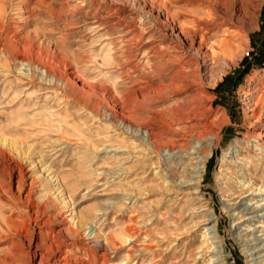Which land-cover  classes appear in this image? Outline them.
Instances as JSON below:
<instances>
[{"label": "rangeland", "instance_id": "obj_1", "mask_svg": "<svg viewBox=\"0 0 264 264\" xmlns=\"http://www.w3.org/2000/svg\"><path fill=\"white\" fill-rule=\"evenodd\" d=\"M161 1L0 0V134L29 149L17 194L18 172L0 162V180L21 200L5 216L23 229L11 244L23 264H60L64 249L83 262L96 254L101 264L94 233L80 230L84 237L70 245L76 212L101 236L135 232L117 251L105 248V264L119 263L128 250L142 252L139 264H264L262 196L243 193L242 181L246 174L264 180V0L174 2L168 9ZM184 9L210 12L219 46L214 53L201 46L213 62L158 101L159 75L168 73L162 63L177 51L170 47L179 34L191 42L193 33L175 23L174 42L157 35ZM150 34L156 41L147 44ZM172 108L176 121L162 113ZM51 175L61 179L68 209L54 201ZM241 203L251 208L240 213ZM57 231L66 240L53 253ZM148 245L153 250L143 251Z\"/></svg>", "mask_w": 264, "mask_h": 264}, {"label": "bare ground", "instance_id": "obj_2", "mask_svg": "<svg viewBox=\"0 0 264 264\" xmlns=\"http://www.w3.org/2000/svg\"><path fill=\"white\" fill-rule=\"evenodd\" d=\"M200 1L210 2V0H175V1L162 0L161 2H162V5L168 9V6L172 5L174 2H175V4H177L179 2H185V3H188L187 5H193V4L200 5L199 4ZM0 12H3V9L1 6H0ZM181 17H183V19H181ZM175 23H177L179 25V28H181V32L184 31L183 25H188L190 27V31L193 33V37H191L193 39H191V42H188V40L190 38L189 35L184 34V35H186V36H184V35L179 34V35H177V38L179 37L178 38L179 40L177 41V43H175L173 46L170 47L171 49H175L177 51H176V53H174L172 55V57L169 60L162 63V67L165 68L166 70H168V73H164V74L161 73L160 74V72H159V74H160L159 75L160 76L159 82L161 83L162 87L158 91L157 95H159V96H156L157 98H155L158 101L164 100L166 95L173 93L174 91L180 89L181 87H187V85H188L187 81L189 80V78L191 79L192 77L196 78L199 76L198 72L201 68L200 67L201 65L205 67L207 65V62H206L207 60H210L211 63L213 62L212 61L213 57L208 56L209 54L200 52L201 46L209 47V49H211V53H214L215 48L213 47V45L215 43L217 45L219 44V42L214 40L212 38V35H211L212 34L211 31L214 30L215 28H217L216 25L218 23H217V21L213 20L210 17V12H200L198 10H188V9H184L183 14H182V12H173L172 21H170L164 25L165 28L164 29L162 28V29L166 30V31L165 32L161 31L162 33H159L157 35V39L160 40L161 42H170V41L174 42V38L172 40V38H170L169 36L174 34L173 32L175 31V27H174ZM218 28H217V30H218ZM188 33H189V31H188ZM153 37H154L153 34L148 35L146 37L147 39L145 42H147V44L153 43L154 41H156L155 39H153ZM173 37H176V36L174 35ZM196 38H198L197 41H195ZM142 39H143V37L142 38L140 37L138 42H141ZM196 43L198 45H197V47H194V44H196ZM138 44L139 43H137L136 45H138ZM222 47H224L225 49L227 48L226 50H229L231 48L233 49L231 43L227 40L223 41ZM161 52L167 53V48L165 50H161ZM200 60L202 62H200ZM177 67H180V68L178 70H176ZM165 81H167V83L162 84ZM180 81H183V83H181ZM155 92H156V90H155ZM162 113H165L163 115L168 117V119L171 121L177 120L174 117L173 108L169 109L168 111L162 112ZM124 124H126V123H124ZM126 125H129V124H126ZM169 127L170 126L168 123L166 126V129H168ZM151 144L153 145V150L154 149L157 150L159 148V147L157 148L158 145L156 146L155 143L151 142ZM28 150L24 149L13 138L11 139V138H8V136L5 137L2 133L0 134V162L1 161L3 162V160H9L8 162H10L12 164L10 166V169L12 170V172H14V171L18 172V174L16 173L17 176H16V181H15L16 194L21 191V189L24 185L23 181H22L23 177H22V170H21L20 165L23 164V162L21 163V161L25 160V155H27ZM159 150L160 149H158V151ZM206 155L209 156V153H206ZM204 162H205V159L202 158V159H200V162L198 163V165L195 166V169H196L195 172L198 174L197 179H199L204 172V168H205ZM224 178L230 179L231 177H229V175L225 174ZM251 178H252L251 175L249 176L246 174V176L242 179L243 186H245V185L247 186L246 190L243 191V193H245L247 191H251V194H253L254 196L257 194H260L262 196V198L259 201L262 202V205H264V180L261 181L259 179L260 183H258V182H255L254 180L251 181ZM2 179L0 180V244L8 242L9 246L5 249H2V250L0 249V264H23V262H22L23 256L19 255L20 249H15V247H13L11 245L13 243V239L16 236H18L20 233V230H23V229L21 226H19V222L17 220H14L11 217L5 216L6 210L10 211L12 214L15 212H18L20 205H21V200L17 196H15V193H13V191L10 187H7L5 185V182ZM231 179H233V178H231ZM49 180H50V183H54L55 181L57 182L56 184L52 185L54 187V189L53 188L52 189L55 190V192L57 191V194L55 193L56 194L55 196L52 195V197L54 196L53 197L54 201L56 203L60 204L58 206H60L62 209H68L72 204L70 203L69 195L67 193L63 192V188H62L63 184L61 182V179L55 175H51ZM198 181L199 180H197V182ZM236 184H237V182H236ZM227 190H229V189H227ZM254 198L255 197L251 198V200H253ZM244 204L245 203H241V205H240V206H245V207L241 208L242 211H239L240 213L243 212V210H248L251 208L249 205H246V204L244 205ZM235 205H236V202H233L229 206L232 208ZM237 208H239V207H237ZM252 209H254V208H252ZM44 210L45 209H43V211ZM261 210H264V207H262ZM252 212H256V211H252ZM69 215L70 216L72 215L71 211H70ZM26 216H28V213L26 214ZM259 216H262V218H264L263 217L264 215H259ZM71 219H72V222L68 224L69 225L68 231H69V236H70L69 239L72 240L70 242V245L73 246L77 243V236L78 235L82 236V233H80V230L81 231L82 230H88L87 234H90V235L94 233V235L91 236L90 238L92 240H94V242H97V243H101V241H102V246L104 249L101 264H105L104 263L106 260L105 259L106 258L105 248L107 246H110L114 251H117L119 248H121L123 243H126L128 240L130 242L133 241V236L136 235L135 232L131 228L125 227L122 230L121 229L118 230V232H116V233L110 234L108 236H101L98 232L99 230L98 231L96 229L93 230V226L90 225V222L88 221L86 216H84L83 214L81 215V214H78L76 212L75 216H73ZM244 222H246V221H244ZM247 228H250V225H247ZM257 228H264V220L260 221V224L257 226ZM58 233L59 232L57 231V234H55L56 237L53 238V241L51 243V245H53V253H57V251L60 249L62 243H64L66 240L65 236L59 235ZM262 234H264V231L262 232ZM249 235H252V234H249ZM239 236H240V233H239ZM244 236L245 235H241L240 237L242 238ZM82 237H84V236H82ZM203 237H206V232L203 233ZM243 241H246V239L243 238ZM262 242L263 241H261L260 243L264 246V243H262ZM133 248L136 249L135 246ZM153 248L154 247H152V245L151 246L150 245L143 246V251H145V250H151L152 251ZM63 252H64V254L58 258L60 261V264H71L69 262L70 256H73L72 258L74 259V261H77V262L79 259H81V261L83 260L82 258H79L75 254L71 253L68 249H64ZM141 254H142V252H140L136 256L135 252L132 253L130 250H128L126 253V256L123 257L122 259H120L119 263H117V264H139V261L142 259ZM83 261L81 264H98L99 257L96 256V254H95V257H93L92 260H90L91 262H88L86 260H85L86 262H83ZM77 262H76V264H79Z\"/></svg>", "mask_w": 264, "mask_h": 264}]
</instances>
